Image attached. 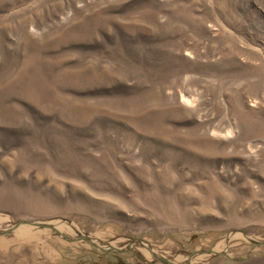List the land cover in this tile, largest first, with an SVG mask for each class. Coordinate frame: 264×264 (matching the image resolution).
<instances>
[{
  "label": "rangeland",
  "instance_id": "374dc122",
  "mask_svg": "<svg viewBox=\"0 0 264 264\" xmlns=\"http://www.w3.org/2000/svg\"><path fill=\"white\" fill-rule=\"evenodd\" d=\"M0 264H264V0H0Z\"/></svg>",
  "mask_w": 264,
  "mask_h": 264
}]
</instances>
